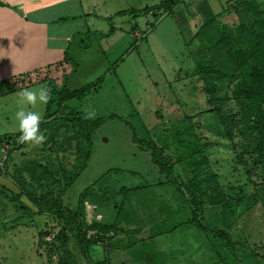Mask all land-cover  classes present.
<instances>
[{
	"label": "rangeland",
	"instance_id": "1",
	"mask_svg": "<svg viewBox=\"0 0 264 264\" xmlns=\"http://www.w3.org/2000/svg\"><path fill=\"white\" fill-rule=\"evenodd\" d=\"M161 1L149 0L147 8L142 10ZM240 1L245 0H184L173 15L154 17L149 13L134 17L129 13L117 14L131 10L136 0H92L90 8L96 17L90 30L97 29L104 35H84L76 40L83 47L80 52L75 45L70 50V59L78 63V68L66 85L76 90L100 81V87L82 99L68 101L67 107L85 114L91 122H102L93 135L86 169L61 201L63 207L75 210L85 197L86 222L99 221L97 216L101 213L104 217L101 222L114 223L120 233L110 241L111 245H94L88 260L70 242L67 247L76 254L78 264L102 261L107 264H214L219 257L226 259L227 264H264L261 204L250 211L238 209L230 230L236 251L231 254L229 249H219V252L216 250L220 253L218 257L212 246L215 244L207 242L196 227L185 223L191 218L185 201L188 195L183 196L177 185L166 183L168 178L152 163L151 153L140 149L134 140H152L162 147L175 163L174 180L178 184L199 173L197 165L206 162L205 157L209 162L203 169L216 170L222 177L224 190L235 180L245 183L241 169L235 176L230 174L234 154L228 149L229 142L218 134L221 131L218 119L207 112L209 107L192 59L198 45L195 34L206 16V8L225 21ZM111 26L116 30L105 36ZM135 30L140 36L133 39L130 35ZM19 92L0 96V139L20 134L14 118L20 107L39 113L42 119L45 115L46 104L19 105ZM203 143H210L212 147L199 153ZM10 149L11 146L0 145V158L5 154L7 161ZM11 158L13 162L8 163L11 172L30 166L32 160L54 161L43 143L31 144ZM19 182L6 174L0 178V264H57V255L48 258L43 247L37 249L39 232L50 231L44 240L51 242L59 230L57 220L37 216L32 221L23 218L10 224L20 216L18 207L22 204L33 208L22 190L38 196L50 188V183L28 178L22 189ZM35 185L37 189L33 191ZM5 195L21 197L11 201ZM248 206L250 202L245 208ZM221 214L220 209L206 205L203 211L206 225L213 226L218 220L222 226ZM139 238L143 241L139 242Z\"/></svg>",
	"mask_w": 264,
	"mask_h": 264
},
{
	"label": "trees",
	"instance_id": "2",
	"mask_svg": "<svg viewBox=\"0 0 264 264\" xmlns=\"http://www.w3.org/2000/svg\"><path fill=\"white\" fill-rule=\"evenodd\" d=\"M183 2L184 0H163L148 9L125 10L118 12L117 15L128 13L134 17L148 13L154 17L173 15L176 7ZM205 14L203 23L195 34L198 45L194 48L192 59L209 107L207 112L218 119L221 125L218 134L229 142L228 149L234 154L230 174L235 176L241 169L245 183L241 184L240 180H235L229 189L224 190L222 177L218 172L203 169L209 162L205 157L206 162L201 161L197 165L201 171L178 184V181L174 180L175 163L165 150L152 140L139 141L137 138L134 140L140 149L151 153L152 163L168 178L166 183L177 185L183 196L188 195L185 201L191 211V218L185 223L196 227L208 239L207 242L212 241L215 244L211 243L214 251L219 257L220 253L217 254L216 250L226 248L231 250V254L236 251V241L230 230L238 209L250 211L257 204H261L264 211V0L238 2L225 21H220L207 8ZM114 31V26H111L105 36ZM98 36L101 37L103 34ZM76 70L75 63L56 64L13 78L0 86V96L35 85H42L43 88L50 90V99L46 104L40 130L46 137L43 145L53 154L54 161L32 160L29 162L30 166L17 168L11 172L8 168V163L13 162L11 155L31 144L17 141L21 133L13 138L5 137L0 139V145L11 146V149L7 151L9 158L5 163L8 172L5 170L0 178L4 174L10 175L14 180H20L22 189L28 178L37 181L48 180L50 183V188L38 196L32 191L22 190L33 208L22 204L18 207L20 216L10 224L14 225L23 218L32 221L37 216H49L57 220L59 230L51 242L44 240L51 232L40 231L37 243V249L43 247L48 258L57 255V264H78L76 254L67 247L72 241L88 260L90 249L94 245H111L110 241L120 233L114 223L107 224L101 220L86 222L85 197L80 199L75 210L62 206L63 194L89 163L93 135L102 122L99 120L91 122L85 114L67 107L68 101L82 99L100 87L99 81L70 90L66 84ZM211 147L210 143H203L198 152L204 153ZM50 159L51 157L48 158ZM23 173L28 174V177ZM36 185L32 186L33 191L37 189ZM249 190L254 192L251 194ZM5 197L17 201L21 195H18L17 199L13 196ZM247 202H250V206L245 208ZM206 205L221 210L220 220L223 221L224 218L222 226L218 225L220 223L218 220L213 226L206 225L203 217ZM138 241L143 239L139 238ZM219 263L227 264L226 259L221 257L214 264ZM89 264L107 263L102 261Z\"/></svg>",
	"mask_w": 264,
	"mask_h": 264
},
{
	"label": "crops",
	"instance_id": "3",
	"mask_svg": "<svg viewBox=\"0 0 264 264\" xmlns=\"http://www.w3.org/2000/svg\"><path fill=\"white\" fill-rule=\"evenodd\" d=\"M91 2L0 0V86L13 78L56 64L70 62L78 68V63L70 59L73 45L77 52L83 47L79 41L76 44V40L84 35L97 37L103 34L97 29L90 30L96 17L91 12ZM148 4L149 0H136L131 9L142 10ZM136 30L130 35L133 39L140 36ZM28 89L40 88L35 85ZM97 217L99 221L104 218L101 213Z\"/></svg>",
	"mask_w": 264,
	"mask_h": 264
},
{
	"label": "clouds",
	"instance_id": "4",
	"mask_svg": "<svg viewBox=\"0 0 264 264\" xmlns=\"http://www.w3.org/2000/svg\"><path fill=\"white\" fill-rule=\"evenodd\" d=\"M50 99V90L40 88L37 90L24 89L18 94L17 103L22 106H35L37 102L44 105ZM90 115V114H89ZM17 130L21 133L19 140L32 145L42 144L46 137L40 130L41 115L35 111H26L25 107H20L15 113Z\"/></svg>",
	"mask_w": 264,
	"mask_h": 264
},
{
	"label": "built area",
	"instance_id": "5",
	"mask_svg": "<svg viewBox=\"0 0 264 264\" xmlns=\"http://www.w3.org/2000/svg\"><path fill=\"white\" fill-rule=\"evenodd\" d=\"M5 147H8L7 145H4ZM5 155V154H4ZM2 156L1 158H0V176L5 172V170H6V167H5V163H6V159H7V157H6V155L5 156Z\"/></svg>",
	"mask_w": 264,
	"mask_h": 264
},
{
	"label": "water",
	"instance_id": "6",
	"mask_svg": "<svg viewBox=\"0 0 264 264\" xmlns=\"http://www.w3.org/2000/svg\"><path fill=\"white\" fill-rule=\"evenodd\" d=\"M143 238H145V235L143 234Z\"/></svg>",
	"mask_w": 264,
	"mask_h": 264
}]
</instances>
